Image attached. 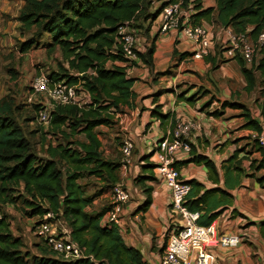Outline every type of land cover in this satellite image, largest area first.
Segmentation results:
<instances>
[{
	"label": "trees",
	"instance_id": "1",
	"mask_svg": "<svg viewBox=\"0 0 264 264\" xmlns=\"http://www.w3.org/2000/svg\"><path fill=\"white\" fill-rule=\"evenodd\" d=\"M157 1H161V5L153 14L150 11L152 0H27V7L21 11L18 21L27 31L36 28L42 32L37 42L32 39L23 42L20 51L28 53L38 44L49 47L50 54L59 51L62 63L48 77L54 82L66 81L82 88L92 104L85 109L76 105L54 109L50 133L61 139L47 145L48 158L43 160L33 153L12 104L0 101V264H147L140 250L126 244L117 227L101 225L110 205L100 211L88 210L107 189L88 196L80 181L88 172L111 189L121 182L122 162L103 157L102 141L96 130L101 126L112 127L115 124L113 114L131 108L136 98L135 79L115 64L123 60L113 51L118 28L130 24L133 30L148 36L150 42L146 52L140 53L138 46V56L140 61L152 67L155 43L160 35L159 32L152 33L155 17L158 19L170 3L181 0ZM182 1L185 7L190 3L193 5V19L197 25H203L205 21L217 27L231 28L235 33H247L254 41L264 33V0H215L216 9H203L201 0ZM142 21L148 23L145 32L141 29L143 25H139ZM260 52L262 57L252 66L239 57L231 60L240 65L247 93H254L260 86L256 104L264 119V49ZM208 92L200 90V93ZM32 105L37 114L40 105ZM221 107L242 110L247 119L246 128L259 133L264 131V124L252 117L247 106L225 101ZM153 116L157 113L153 112ZM79 135L85 140L76 139ZM149 158V155L144 157L145 160ZM184 163L205 165L209 172L216 171L215 164L203 155L193 153ZM147 169L153 170L154 165H145L144 170ZM153 179L150 174L139 176L136 181L144 184ZM259 183L264 184V177ZM151 190L145 189L146 199L140 210L146 211L151 206ZM20 200L30 210V219L53 213L62 220L70 240L83 250L84 258L65 261L42 241L34 243L41 255L25 251L23 237L14 233L4 210V207L18 205ZM187 206L195 211L188 202ZM261 234L264 237V223Z\"/></svg>",
	"mask_w": 264,
	"mask_h": 264
},
{
	"label": "crops",
	"instance_id": "2",
	"mask_svg": "<svg viewBox=\"0 0 264 264\" xmlns=\"http://www.w3.org/2000/svg\"><path fill=\"white\" fill-rule=\"evenodd\" d=\"M201 1L203 9L217 7L215 0ZM202 24L209 26L211 23L204 21ZM146 38L142 39L140 53H145L149 45L148 36ZM44 49L50 54L49 47ZM183 53L191 54L190 47L178 38L177 32L160 34L155 43L152 67L141 61L129 75L135 79L136 98L131 108L126 107L124 112L133 117L127 132L135 139L137 159L129 167L126 178L122 179L120 170L121 181L132 191V201L122 213L121 235L128 246L141 251L147 264H162L171 219V191L156 177L154 169L144 170V166L154 165V143L170 135L175 121L192 120L197 129L190 137L191 154L176 164L182 179L191 183L188 204L200 212V225L213 224L218 234L238 235L241 239L238 247L213 245L208 250L216 256V264H264V237L261 234L264 184L259 183L264 177V152L251 140L253 130L245 127L247 119L243 111L223 109L222 101L243 104L251 110L254 119L262 124L264 119L256 100L257 110L238 100V89L234 88L232 80L239 70L241 72L237 61L225 58L216 48L209 57L200 60ZM242 78L246 95L254 94L256 91L251 94L245 91L246 81L243 75ZM201 89L209 91L208 94L200 93ZM153 112L157 116H153ZM161 115L168 118L163 119ZM115 121L121 128V133L115 136L126 137L127 132L118 120ZM101 127L108 132L112 128ZM118 152H121V146ZM106 153V160H114L111 152ZM193 153L208 157L216 171L209 172L205 165L184 163ZM147 155L150 158L145 160ZM150 174L153 180H146L144 184L136 181L139 176ZM146 188H152V204L143 211L140 207L146 199ZM108 198L110 202V194ZM88 210L96 209L89 207Z\"/></svg>",
	"mask_w": 264,
	"mask_h": 264
},
{
	"label": "built area",
	"instance_id": "3",
	"mask_svg": "<svg viewBox=\"0 0 264 264\" xmlns=\"http://www.w3.org/2000/svg\"><path fill=\"white\" fill-rule=\"evenodd\" d=\"M193 5L185 7L184 1L170 3L157 19V33L165 34L175 31L178 38L188 43L191 57L195 60L209 56L217 44L222 46V54L227 59L242 58L248 66H252L257 55L264 49V33L256 41L247 33H235L231 28L215 25H197L194 23ZM155 33V24L152 25ZM218 31L216 34L215 31ZM141 39L130 24L118 28L116 44L113 51L122 56L123 60L115 64L126 70L129 76L134 68L141 63L138 56V45ZM136 64V65H135ZM30 104L40 105L37 121L40 125L49 127L52 114L56 107L76 105L82 109L91 105V98L80 87L69 85L66 81H52L48 76L36 79L28 96ZM124 131H129L133 117L127 113H114ZM197 129L194 121L178 119L173 131L154 143L152 157L156 177L171 191V219L167 233L166 246L162 254V264H216V256L208 250L213 245L222 247H238L241 239L238 235L218 234L215 225L202 226L199 224L200 212L191 211L188 206V196L191 185L182 179L176 164L192 151L191 134ZM121 145L122 179L128 175V169L133 166L135 139L128 135ZM251 138L264 152V131H253ZM132 201V191L121 181L111 191L110 209L101 220L103 227H117L121 230L122 213ZM36 235L43 239L47 247L65 261H75L84 258L83 250L68 239L65 223L53 213H48L35 222ZM121 232V231H120ZM62 233V235H61Z\"/></svg>",
	"mask_w": 264,
	"mask_h": 264
},
{
	"label": "rangeland",
	"instance_id": "4",
	"mask_svg": "<svg viewBox=\"0 0 264 264\" xmlns=\"http://www.w3.org/2000/svg\"><path fill=\"white\" fill-rule=\"evenodd\" d=\"M152 1L150 11L155 14L161 5V1ZM26 7L27 0H0V101H9L12 104L17 122L23 129L26 139L30 142L33 153L40 159L46 160L48 158L46 153L47 145L49 143H58L61 138L51 134V129L49 127L38 123L34 105L28 102V96L36 79L43 75L48 76L52 71H57L59 65L62 63V58L59 52H56L53 55L48 54L46 52L47 50L44 49L45 46L43 44L36 45L37 47L28 53H22L20 51V46L23 42L29 39L37 42L42 32L36 28L27 31L18 21L21 11L25 10ZM160 23L161 20L157 22L156 16L154 21L156 26L154 29V35L157 34V26H159ZM140 24L143 25L141 26V29L145 32L148 23L142 21L139 25ZM214 24L217 23L214 22ZM137 35L141 38L138 45L140 47L143 41L147 38L140 32H137ZM187 45L189 44L187 43ZM215 48L221 50L222 46L221 44H217ZM261 57L262 52H259L257 59H260ZM228 73H231L232 75V71L228 70ZM237 74L238 78L235 77V79L232 80L235 83L234 88L238 89V100H241L242 103L248 106L250 105V108L253 110H257L255 100L260 95V86L254 94L247 96L242 88L243 78L240 70ZM114 122L115 124L112 126L110 132H108L105 127H100L96 131L102 139L103 157L106 159V156L108 155L106 152L109 151L115 157L112 159L120 161V159H122V154L121 152H118V149L124 138L115 136L121 133V128L116 125L115 119ZM111 134L113 136H111ZM76 139L81 141L85 140L83 135L77 136ZM117 153H119V155ZM136 159L134 149L132 158L133 164L136 163ZM60 168L64 171L62 166ZM83 175L84 176L80 182L84 186L88 196H93L99 191H103L105 188L107 189V191L104 192L107 194L100 195V197L96 198L91 209L100 211L103 207H108L110 204L108 197L112 191L111 187L107 186V184H103L102 181L95 176H90L88 172H85ZM15 195L17 194L15 193ZM4 210L7 219L12 225L14 233L23 237L26 243L25 251H29L35 256L41 255L34 246V243L39 241L46 244L43 239L36 235L34 226L39 218L30 219V210H28V207L23 203V200H20L19 204L16 206L4 207ZM67 238L69 239V236H67Z\"/></svg>",
	"mask_w": 264,
	"mask_h": 264
}]
</instances>
